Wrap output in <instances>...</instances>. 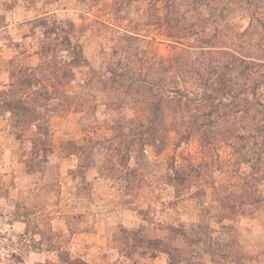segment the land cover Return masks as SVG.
I'll return each instance as SVG.
<instances>
[{
  "label": "rangeland",
  "instance_id": "rangeland-1",
  "mask_svg": "<svg viewBox=\"0 0 264 264\" xmlns=\"http://www.w3.org/2000/svg\"><path fill=\"white\" fill-rule=\"evenodd\" d=\"M0 81V264H264V0H0Z\"/></svg>",
  "mask_w": 264,
  "mask_h": 264
},
{
  "label": "trees",
  "instance_id": "trees-1",
  "mask_svg": "<svg viewBox=\"0 0 264 264\" xmlns=\"http://www.w3.org/2000/svg\"><path fill=\"white\" fill-rule=\"evenodd\" d=\"M170 36H172V37H177L176 35H170ZM215 69H218V67H215ZM214 69V70H215ZM228 69H230V70H233L231 67H229ZM193 72L195 73V74H198L199 76L201 75L200 73H199V70H197V69H195V70H193ZM208 82H209V84H208V86L210 87L211 86V88H212V92L210 93L209 91H206V92H203V95H198L196 98H192V99H190L189 101L190 102H188V103H190L191 105H194V106H196V107H199L200 106V108H203V107H209V112L208 113H204V115H208V117H210L212 114H214L215 112H217L221 107H223V105H224V103L222 102V100L221 99H219V96H218V94H220L222 91H221V88L217 85H215V87H213V85H214V82H216V79H214L213 81H210L209 79H208ZM207 86V87H208ZM211 98H212V100H211ZM218 100L217 102L215 101V100ZM216 102V104L215 103H213V102ZM211 102V103H210ZM11 104L9 103V106H10ZM235 107H238V106H240V105H238V104H233ZM235 113H236V111H234ZM218 116H221V115H218ZM216 121V120H215ZM191 134V133H190ZM165 137V136H164ZM188 137H189V135H188ZM154 144H155V146H158V145H160V144H162V142H163V140H164V138H163V134H159V135H156L155 136V138H154ZM166 142V141H165ZM164 144V143H163ZM248 162V161H247ZM180 177L181 176H177L176 178H174V180L175 181H177L178 183L180 182L179 181V179H180ZM184 178L182 179V180H184L185 178H186V176H183ZM181 183V182H180ZM256 198V199H255ZM254 201H255V203H259L260 201L257 199V196L256 197H254ZM78 261V260H77ZM69 263L70 264H76V262H72V261H69Z\"/></svg>",
  "mask_w": 264,
  "mask_h": 264
},
{
  "label": "crops",
  "instance_id": "crops-1",
  "mask_svg": "<svg viewBox=\"0 0 264 264\" xmlns=\"http://www.w3.org/2000/svg\"><path fill=\"white\" fill-rule=\"evenodd\" d=\"M1 82V81H0ZM4 83L6 82L5 80L3 81Z\"/></svg>",
  "mask_w": 264,
  "mask_h": 264
}]
</instances>
